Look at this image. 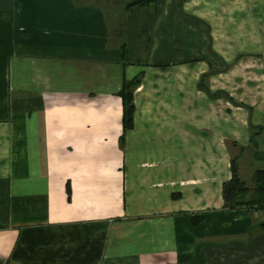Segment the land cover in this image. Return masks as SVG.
I'll use <instances>...</instances> for the list:
<instances>
[{"label": "crops", "instance_id": "obj_1", "mask_svg": "<svg viewBox=\"0 0 264 264\" xmlns=\"http://www.w3.org/2000/svg\"><path fill=\"white\" fill-rule=\"evenodd\" d=\"M128 4L0 0V264H264V2Z\"/></svg>", "mask_w": 264, "mask_h": 264}, {"label": "trees", "instance_id": "obj_2", "mask_svg": "<svg viewBox=\"0 0 264 264\" xmlns=\"http://www.w3.org/2000/svg\"><path fill=\"white\" fill-rule=\"evenodd\" d=\"M159 0H135L134 2H131L128 4V7H136V6H149ZM138 85V81H131L129 83H126L124 85V89L121 92V97L123 99V105H124V114H123V126L124 131H127L131 129L134 126V114H135V106H134V98H133V91L134 88ZM123 142V137L121 139ZM257 178V187L253 191L256 194V197L253 201L255 203H245L244 197L249 194L248 187L246 188L245 184H243L234 171L233 179L226 183L224 186V198L227 203V205L231 208L236 207H242V206H254L256 209H261L259 206L262 204L264 199V170L258 171L255 175V179ZM70 189H68V192L70 194ZM199 219L196 220L198 222Z\"/></svg>", "mask_w": 264, "mask_h": 264}, {"label": "rangeland", "instance_id": "obj_3", "mask_svg": "<svg viewBox=\"0 0 264 264\" xmlns=\"http://www.w3.org/2000/svg\"><path fill=\"white\" fill-rule=\"evenodd\" d=\"M110 2H116L118 3V1L120 0H109ZM135 0H122V3H127V2H134ZM262 2H264V0H261ZM192 17V16H191ZM241 168H240V171H241V176H242V179L241 182L243 184H245L246 188L248 187V189L250 190V192L252 191H258V190H255L256 187H257V178L254 180L253 179V175L252 174V167L249 166V164L247 163V160L245 159L244 160V164L243 162L241 163ZM252 174V175H251ZM250 194V193H249ZM255 197H256V194H255ZM262 204L259 206L261 209H264V199H263V202H261ZM254 209L257 211L258 209H256L254 207Z\"/></svg>", "mask_w": 264, "mask_h": 264}]
</instances>
